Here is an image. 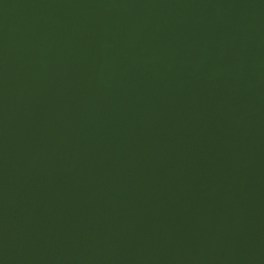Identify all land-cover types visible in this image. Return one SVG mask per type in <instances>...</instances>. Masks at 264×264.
<instances>
[{"label":"water","instance_id":"95a60500","mask_svg":"<svg viewBox=\"0 0 264 264\" xmlns=\"http://www.w3.org/2000/svg\"><path fill=\"white\" fill-rule=\"evenodd\" d=\"M0 264H264V0H0Z\"/></svg>","mask_w":264,"mask_h":264}]
</instances>
